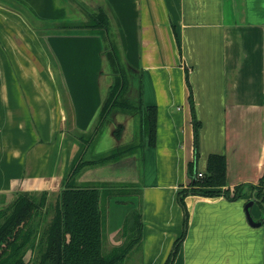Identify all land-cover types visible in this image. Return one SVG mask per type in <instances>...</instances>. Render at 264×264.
<instances>
[{
  "label": "crops",
  "instance_id": "crops-1",
  "mask_svg": "<svg viewBox=\"0 0 264 264\" xmlns=\"http://www.w3.org/2000/svg\"><path fill=\"white\" fill-rule=\"evenodd\" d=\"M90 9L110 12L124 31L115 32L120 53L131 45L142 85H130L127 97L140 110L116 111L112 137L95 153L136 149L78 180L139 190L135 264H264V0H0V197L59 193L80 152L64 130L67 104L46 44L76 77L70 92L86 129L98 121L112 46L100 31L73 33L74 23L90 24ZM60 26L64 34H54ZM150 107L154 144L140 138V114ZM97 136L86 139L87 154ZM211 155L226 157L221 190L243 185L241 195L188 194L183 206L180 191L208 173ZM252 199L260 225L246 215Z\"/></svg>",
  "mask_w": 264,
  "mask_h": 264
},
{
  "label": "trees",
  "instance_id": "trees-1",
  "mask_svg": "<svg viewBox=\"0 0 264 264\" xmlns=\"http://www.w3.org/2000/svg\"><path fill=\"white\" fill-rule=\"evenodd\" d=\"M90 16L92 23L84 25V28L109 32L110 19L104 11L90 13ZM107 57L115 73V79L99 114L96 124L97 131L103 127L104 122L114 110L125 112L140 110L139 105L125 96L128 77L120 62L118 52L113 49ZM190 100L192 101V97ZM156 129L157 109L150 107L140 114V138L143 140V136L147 134L149 142L154 144ZM195 138L197 143V131ZM76 139L83 144V147L64 179L63 189L54 205V216L47 225L41 224L47 213L43 212L48 202L49 192L47 191L17 192L7 206L0 203V264H122L133 248L140 245L142 240L141 210L136 209L131 211L126 223V228L131 235L129 245L115 247L109 253L103 252L106 220L103 194L104 191L110 190L101 189L98 184H77L76 178L85 169L99 162L85 159L89 140L83 136ZM136 147L137 145L134 144L121 149L118 153L114 152L105 158L106 162L118 160L122 154ZM194 167V163H191L190 172L192 174ZM74 180L75 182H71ZM226 185V157L211 155L208 161V173L203 177H197L190 187L180 191V201L185 206L184 198L188 194L214 197L223 193L229 198H235L241 195L244 188L240 185L231 194L230 191L221 190ZM258 195H263L261 190ZM139 206L141 209V204ZM30 250L33 253V262L25 259Z\"/></svg>",
  "mask_w": 264,
  "mask_h": 264
},
{
  "label": "rangeland",
  "instance_id": "rangeland-1",
  "mask_svg": "<svg viewBox=\"0 0 264 264\" xmlns=\"http://www.w3.org/2000/svg\"><path fill=\"white\" fill-rule=\"evenodd\" d=\"M79 5H81V3H79ZM90 12L92 14L96 13L91 9H90ZM90 23H92V21ZM74 24L76 25L75 31L73 32V33H75V35H85V34L89 35L90 33H92V34L98 33L97 30H93V29H86V28H85V30H83L82 28L79 29L78 25L81 26L82 22H76ZM58 28H56V29H58V31H55L54 34H59V35L64 34V32L62 31L63 28H61V26ZM93 31H95V32H93ZM118 31H119V29L116 26L114 27L113 22L110 20L109 32L108 31H106V33L100 32L98 34L102 35L106 39V43H104L106 45V48L109 49L112 46V50L115 49V51H117L119 56H120L121 50H120V46L116 40L117 34L115 35V32H118ZM69 32H72V30H70ZM108 34H109V36H108ZM46 47L48 48V50L51 53V56L53 58L55 70L58 74L59 84L62 88V92H63L64 98H65L66 104H67L68 120H67L66 124L64 125V130H65L66 134L73 139L80 137V136H83L87 139H90L91 136H93L95 133H96V135H98L97 138H95L96 139L95 142L92 144V149H91L90 153L88 152V154L85 157V159H87V160H90V161H92V160L96 161L97 160L96 162H99V164H94L91 167L92 169H97V168H100L101 165L106 166V165L114 164L115 162L120 161L122 158L120 160L114 159L111 162L110 161L106 162L105 158L107 156L113 154L115 151L106 152V154H102V155H96V153H95L97 150L101 149V148H99L100 144L106 143V142H108V140L110 141L111 128H112L113 120H114V116H112V115H114V113L116 111H120V110H114L112 112L111 116L107 119V121L104 122L103 127L99 131L96 130L97 122L93 123L89 130L86 129V125H87L86 120H85V118H83L84 116L82 117L83 109L80 107L74 106L73 95L70 92V89L72 88L71 84L73 83L72 80H74V85H76V77L68 76V74L66 75V72L63 69L64 67L62 65V62L60 61V58L54 52V50L50 48L51 45L46 44ZM110 50H111V48H110ZM120 62L122 64V66L124 67V69L126 70V65L124 64L122 58H120ZM108 67H110V66L108 65ZM106 71H107L106 73L108 75V76H106V78H108V81H109V79L111 81H113L112 79L114 77V74L112 73L111 67L106 68ZM127 77H128V75H127ZM130 85H132V87H136L137 89L140 88L142 85L141 75H137L136 73H129L127 92L125 94L126 97H128V94H129L128 90H129ZM75 98H76L75 103L79 104L78 101L80 98L77 97V93H76ZM130 136L131 135H126V136L124 135L125 139L129 138ZM104 137L107 138L108 140L105 139ZM111 137H112V135H111ZM102 138H103V140H101ZM76 143L79 145L80 150H81V148L83 147L82 146L83 144L79 141H77ZM81 175H82V173L76 178L77 184H82L78 180L79 177H81ZM88 177L90 179L94 178L93 175H91V174L88 175ZM84 184H98L101 186V189L105 188V189L110 190V191H104V194H103V207L106 210V220H105V226H104L103 252L109 253L115 247L127 246V244L129 245L130 240H131V235H130L129 230L126 228V223H127L128 217L130 216L131 211L136 210V209L139 211L141 210V209H139V207H140L139 206L140 205V203H139V196H140L139 190H134L131 192L132 189L129 190L130 187H129V189H126L128 186H126L124 183H118L115 180H111V181H108L106 183L100 182V181L98 182V181H90L89 180V181H86V183H84ZM63 186H64V182H63ZM102 186H104V187H102ZM132 188L137 189V187H132ZM60 192L59 193H49L47 207L44 208V210H43V212H47V213H45L46 215H44V218H43L44 220L41 223L43 226L47 225L50 222V220L52 219V217L54 216V212H53L54 211V205L57 202L58 195L60 194ZM112 194L115 197L110 199L109 197H110V195L112 196ZM116 195H117V197H116ZM13 199H14V197H11L9 199L8 197L1 196L0 197V203L3 206H7ZM121 218H122V220L120 221ZM138 246L139 245H136L133 248V250L138 248ZM131 252L126 256V258L122 264H135V261L138 258L137 257L138 254H137V256H136V254L132 256ZM25 259L27 261L31 260V262L34 261L33 253L31 252V250L28 251V253L25 256Z\"/></svg>",
  "mask_w": 264,
  "mask_h": 264
},
{
  "label": "water",
  "instance_id": "water-1",
  "mask_svg": "<svg viewBox=\"0 0 264 264\" xmlns=\"http://www.w3.org/2000/svg\"><path fill=\"white\" fill-rule=\"evenodd\" d=\"M104 12H105L106 15L109 17V19H111V20L113 21L112 14H111L110 12H107V11H104ZM114 25H115V23H114ZM121 30H122V29H120V30L118 31V33H122ZM122 31H123V30H122ZM123 32H124V31H123ZM118 36H119L120 39L122 38L121 35L118 34ZM122 45H123V47H124V49H123V53H124V55L120 53L119 58H122L124 64L126 65V70H125V71H126V74L128 75V77H129V73H136L137 75H140V70H139V68H137V67L134 65V63L131 61V56H132L131 45H130L129 43H127V44H122ZM96 76H98V75H96ZM96 78H97V77H95V81H94V82H97V84H98V81H96V80H97ZM98 78L101 79V76H98ZM112 82H113V81H112ZM112 82L108 83L107 86H106V90H107L106 98H107V96H108L109 88H110ZM106 98L103 100L102 105L99 107L98 111H99V110H100V111H99L98 114H100L101 110L103 109L104 102H105ZM195 174H196V173H195ZM195 180H196V175H195ZM255 201H257V200H256V199H252V200H250V201L247 203V205H246V209H245V211H246V215H247V217H248V220H249L252 224L260 225L259 222L256 223V222L254 221L253 216H252V214H251V209H252V206H253V204L255 203Z\"/></svg>",
  "mask_w": 264,
  "mask_h": 264
},
{
  "label": "flooded vegetation",
  "instance_id": "flooded-vegetation-1",
  "mask_svg": "<svg viewBox=\"0 0 264 264\" xmlns=\"http://www.w3.org/2000/svg\"><path fill=\"white\" fill-rule=\"evenodd\" d=\"M112 50V49H111ZM110 49H109V51H108V53L111 51ZM111 70H112V68H111ZM112 73L114 74V77H113V81H114V79H115V73L113 72V70H112ZM135 111H137V110H135Z\"/></svg>",
  "mask_w": 264,
  "mask_h": 264
},
{
  "label": "built area",
  "instance_id": "built-area-1",
  "mask_svg": "<svg viewBox=\"0 0 264 264\" xmlns=\"http://www.w3.org/2000/svg\"><path fill=\"white\" fill-rule=\"evenodd\" d=\"M199 177H203V173H200V174H199Z\"/></svg>",
  "mask_w": 264,
  "mask_h": 264
}]
</instances>
